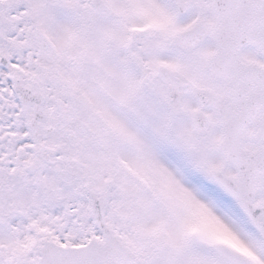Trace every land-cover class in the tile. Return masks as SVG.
I'll use <instances>...</instances> for the list:
<instances>
[{
	"label": "snow or ice",
	"instance_id": "snow-or-ice-1",
	"mask_svg": "<svg viewBox=\"0 0 264 264\" xmlns=\"http://www.w3.org/2000/svg\"><path fill=\"white\" fill-rule=\"evenodd\" d=\"M0 264H264V0H0Z\"/></svg>",
	"mask_w": 264,
	"mask_h": 264
}]
</instances>
